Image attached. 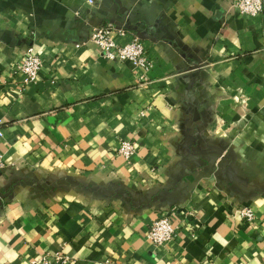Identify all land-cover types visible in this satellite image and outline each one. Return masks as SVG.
<instances>
[{
	"label": "crops",
	"instance_id": "1",
	"mask_svg": "<svg viewBox=\"0 0 264 264\" xmlns=\"http://www.w3.org/2000/svg\"><path fill=\"white\" fill-rule=\"evenodd\" d=\"M237 1L0 0V264H264V8ZM100 26L152 68L103 57Z\"/></svg>",
	"mask_w": 264,
	"mask_h": 264
},
{
	"label": "built area",
	"instance_id": "2",
	"mask_svg": "<svg viewBox=\"0 0 264 264\" xmlns=\"http://www.w3.org/2000/svg\"><path fill=\"white\" fill-rule=\"evenodd\" d=\"M242 15L256 17L263 12V0H239L235 5ZM121 35L123 33L121 32ZM92 40L100 49L103 57L110 60L129 61L137 67L149 70L153 61L148 56L144 43L141 39H132L127 43L119 44L111 37V27H96L91 34ZM84 43V42H83ZM79 46V44L77 45ZM42 66V59L35 50L34 45H28L23 58L15 65V72L23 75L24 83H35L39 70ZM2 120L0 119V136H2ZM136 151L135 144L130 140H122L118 152L130 160ZM239 215L248 221L255 218L250 208H243ZM176 234V226L171 222L169 216H161L156 219L149 231L147 239L154 245H163L170 242ZM75 259L64 253L62 250L45 253L33 258L28 264H74Z\"/></svg>",
	"mask_w": 264,
	"mask_h": 264
}]
</instances>
